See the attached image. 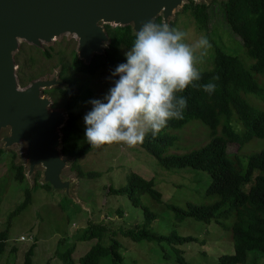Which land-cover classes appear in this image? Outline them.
I'll return each instance as SVG.
<instances>
[{
  "label": "trees",
  "instance_id": "16d2710c",
  "mask_svg": "<svg viewBox=\"0 0 264 264\" xmlns=\"http://www.w3.org/2000/svg\"><path fill=\"white\" fill-rule=\"evenodd\" d=\"M186 1L187 3L175 14L171 27H179L175 22L179 20L184 22L182 17H186L187 21L184 23H190L197 31L206 34L214 33L220 28L211 25L213 10L209 5L193 0ZM219 11L229 34L231 37H239L241 41L239 46L253 61L252 64L244 60L243 63L240 56L228 54L221 47L207 49L203 59L205 62L201 63L204 67L198 66L202 74L199 83L203 85L209 81L214 82L217 85L215 92L209 95L202 89L187 88L182 93L187 99L184 118L170 120L168 126L156 138L149 134L145 143L137 147L153 157L163 170L189 168L204 172L210 177L206 194L217 197L214 203L210 205L186 203L184 208L173 205L167 208L174 212L179 221L190 218L205 224L214 222L225 226L224 221L232 218L230 226L233 252L221 255L217 264H246L250 253L264 256V152L250 154L246 156L245 162L240 163L237 160L240 152L229 154L227 145L236 143L240 151L252 139L264 136V111L255 109L246 101L247 95L264 99V90L257 81L262 79L264 83V0H226L221 4ZM155 22L161 23V18H157ZM105 29L109 37V47L105 54L94 55L90 64L84 65L73 51L70 64L62 63L59 73V78L68 85V90L44 91L45 94L52 96L53 107H58V100H62V107L67 111L68 120L61 129L63 137L61 150L63 155L73 159L71 170L80 179L99 175L96 172L84 173L78 164V160L92 149L88 143L84 146L79 144L85 138V129L78 125L83 117L80 107L94 97L93 90L88 88L86 83L83 84L80 76L92 78L95 74L104 72L111 75L119 64L127 62L123 50L130 49L135 39L129 26H106ZM45 55L51 57L48 52ZM28 61L32 65L34 57L30 55ZM248 65L249 68H246ZM23 68L22 64L21 69ZM20 72V85L40 78L33 77L31 73L26 74L22 70ZM216 76L219 79L213 81L212 78ZM115 79L119 77L112 76V80ZM234 118L241 125L239 131L233 128ZM191 121H199L205 125L209 129L210 140L198 149L170 154L169 151L175 150L182 140L176 132ZM4 155L6 152L0 148V160ZM14 157V153L10 161L5 157L7 171L9 174L12 172L17 181L26 183L23 167L15 164ZM38 177L37 173L34 185H39ZM154 180V177L148 179L139 173L130 172L125 185L118 188L111 185L107 187L108 196L125 197L133 207L141 208L144 220L134 229L121 227L117 232L110 229L111 223H88L81 234L74 236L73 242L95 241V244L79 259V264H100L103 258H108L110 264H122L120 244L115 239L118 233L133 242L148 241L161 246L167 245L171 250L163 255L164 259L173 257L178 264H190L177 246L195 241L193 237H181L174 231L168 235H161L153 232L150 227L151 222L156 219V214L142 205L141 196L147 195L157 203L162 202V194L155 188ZM27 202H30V192L25 189L24 201L15 212L23 209ZM116 212L123 217L121 209L118 208ZM230 226H227V229H230ZM7 239V232H0V256L4 252ZM64 242V245L60 243V248L65 246L64 249H57L55 257L62 264H74L72 258L74 243ZM34 247H30L25 253L23 264H33ZM259 259L251 257L250 263L255 264Z\"/></svg>",
  "mask_w": 264,
  "mask_h": 264
},
{
  "label": "rangeland",
  "instance_id": "374dc122",
  "mask_svg": "<svg viewBox=\"0 0 264 264\" xmlns=\"http://www.w3.org/2000/svg\"><path fill=\"white\" fill-rule=\"evenodd\" d=\"M224 1L203 0L213 10L211 25L220 27L214 33L206 34L197 31L190 23H184L187 21L186 17H182L184 22L179 20L175 24L180 26L181 31L187 33L188 43H194L201 34H205L211 47H221L226 53L236 54L238 57L240 56L242 62L244 60L251 65L253 61L246 53L244 54L245 50L239 46L241 43L239 37H231L221 17L219 10ZM173 18L174 16L169 19L168 23L172 22ZM183 27L187 29L184 30ZM32 49L35 51L39 48L23 42L15 54L18 81L20 70L25 71L26 74L31 73L33 77H40V79L56 76V79L60 80L58 72L61 70V65L62 63L70 64L71 53L77 50V41L74 37L66 35L50 44L43 43L42 48L38 51L34 52ZM46 52L51 54V57H47ZM126 52L124 51V53ZM30 55L34 57L32 65L28 61ZM204 55L205 53L201 57V63L205 62ZM24 61L27 63L25 64ZM201 63L198 66L204 67ZM22 64L23 69H21ZM250 65L246 68H249ZM80 80L93 90L92 100L103 101L109 89L114 86L112 76L106 72L95 74L92 78L83 75L80 76ZM257 81L264 90L263 80L258 79ZM27 84L28 82L21 86L25 87ZM44 95L54 103L50 94ZM246 101L255 109L264 111V99L247 95ZM62 103V100H58V107L51 106V110H63ZM91 109L92 105L89 102L80 107L83 117L78 125L83 129H86L83 118ZM232 125L236 131L241 129V125L236 121ZM176 133L182 140L176 146V149L179 148V150L171 149L170 154L198 149L210 140L209 129L199 121L187 123ZM8 134L7 130L0 133V148L4 147L2 139ZM86 143V138L79 142L82 146ZM20 148L21 146L14 145L6 149L4 159L0 160V232L6 231L8 236L5 251L0 256V264H23L24 255L32 243H36L33 264H62L56 259L55 254L56 250L60 249V243L64 245V241L68 244L74 243L72 257L74 264H79V259L95 244V241L73 242L74 236L81 234L88 223H111L110 229L116 232L121 227L134 229L144 220L142 209L133 207L125 197L107 195V187L111 185L118 188L125 185L126 177L130 172L139 173L148 179L154 177L155 188L162 194L161 203L153 201L147 195L141 196L142 205L156 214V219L151 222L150 226L152 231L161 235H168L174 231L181 237L195 239V241L177 246L179 250L183 251V257L188 263L217 264L221 255L233 252L230 226L233 222L232 218L224 221L225 226L214 222L205 224L190 218L179 221L174 212L167 208L169 205L184 208L186 203L196 205L214 203L217 197L206 194L210 177L204 172L189 168L174 171L163 170L153 157L147 155L137 146L129 147L124 144L101 146L99 149L92 148L78 160L84 173H99L96 177L78 178L76 173L71 170L73 160L69 161L64 173L74 183V198L68 195L65 190H56L50 186L43 188L39 183L41 168L35 172L40 175L37 183L39 185H34L35 174L29 179L25 177L26 183L17 181L12 172L9 174L5 159L10 161V157L14 153L15 164L24 162L23 158L18 156ZM184 149L185 151H182ZM227 152L231 155L240 152L237 160L240 163L245 162L246 156L264 152V136L252 139L240 151H238L236 143H229ZM25 189L30 192V202H27L23 209L15 212L16 208L24 201ZM118 208L122 210L123 217H120L116 212ZM227 226H230V229H227ZM21 236H24L26 240L20 241ZM30 237L33 238L32 241L29 239ZM115 239L120 244L119 253L123 257L122 264H178L173 260V257L164 259L163 255L171 250L167 245L161 246L148 241L133 242L119 233ZM14 248L15 250H13ZM251 257L260 258L259 262L257 261L255 264H264V256L257 253H250L249 261L246 264H251ZM100 264H110L109 259H101Z\"/></svg>",
  "mask_w": 264,
  "mask_h": 264
},
{
  "label": "water",
  "instance_id": "95a60500",
  "mask_svg": "<svg viewBox=\"0 0 264 264\" xmlns=\"http://www.w3.org/2000/svg\"><path fill=\"white\" fill-rule=\"evenodd\" d=\"M186 0H0V133L3 150L21 146L18 156L28 179L41 168V186L65 190L74 196V183L65 176L71 160L61 153L62 134L68 117L51 110L44 91L67 90L56 76L19 85L15 54L20 44L36 48L62 36L77 41V59L89 65L94 55H104L109 44L106 26L131 28L133 35L143 23L161 18L167 23ZM205 4L203 0H195ZM59 77V72H58Z\"/></svg>",
  "mask_w": 264,
  "mask_h": 264
},
{
  "label": "clouds",
  "instance_id": "9594fccd",
  "mask_svg": "<svg viewBox=\"0 0 264 264\" xmlns=\"http://www.w3.org/2000/svg\"><path fill=\"white\" fill-rule=\"evenodd\" d=\"M172 22L150 20L143 23L135 33L130 49L123 50L127 62L119 64L111 74L119 79L113 81L114 86L103 101H89L92 109L83 118L86 125L84 135L92 148L112 144L143 145L149 134L156 138L170 120L184 118L187 99L182 93L187 88L202 89L209 95L215 92L217 85L214 82L199 83L202 74L198 65L202 55L211 48L208 37L201 34L190 44L187 33L181 31L180 26L171 27ZM218 79V76L212 78L213 81ZM63 110L68 117L67 111ZM19 239L26 240L24 236ZM32 246L36 248V243Z\"/></svg>",
  "mask_w": 264,
  "mask_h": 264
}]
</instances>
